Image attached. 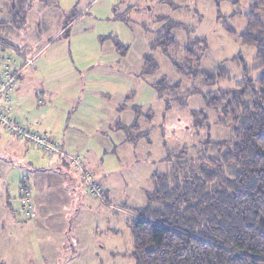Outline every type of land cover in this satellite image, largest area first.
Wrapping results in <instances>:
<instances>
[{
	"label": "rangeland",
	"instance_id": "rangeland-1",
	"mask_svg": "<svg viewBox=\"0 0 264 264\" xmlns=\"http://www.w3.org/2000/svg\"><path fill=\"white\" fill-rule=\"evenodd\" d=\"M255 1L0 0V55L14 52L5 44L29 58L40 51L39 75L55 90L59 109L47 134L63 137L66 154L85 160L107 192L104 203L96 200L78 172L51 166L34 189L29 169H21L28 160L24 151L34 148L5 136L25 150L2 154V172L8 162L28 179L35 213L63 206L87 215L80 212L70 224L57 225L56 217L31 224L35 220L23 215L19 197L23 182L15 178L6 194L0 188V264H135L128 221L153 191L152 175H170L176 162L195 161L205 140L233 139L218 117L224 93L245 75L254 80L260 74L255 47L239 39ZM43 100L44 106L51 102ZM56 176L79 183L61 197ZM71 189L78 192L77 203Z\"/></svg>",
	"mask_w": 264,
	"mask_h": 264
},
{
	"label": "trees",
	"instance_id": "trees-1",
	"mask_svg": "<svg viewBox=\"0 0 264 264\" xmlns=\"http://www.w3.org/2000/svg\"><path fill=\"white\" fill-rule=\"evenodd\" d=\"M260 13L264 14V0L250 6L246 28L239 35L242 44L255 47L260 74L254 80L245 75L222 96L225 105L218 119L231 128L233 139L205 140L195 161L176 162L170 175H152L153 191L144 207L130 211L128 221L135 264H264V23ZM225 30L235 35L226 26ZM55 143L60 153H40L69 159L87 195L104 203L107 192L83 162ZM92 185L98 195L91 192ZM20 192L24 210L32 204L31 194L25 184ZM33 213L25 216L23 211L28 219L35 217L34 209Z\"/></svg>",
	"mask_w": 264,
	"mask_h": 264
},
{
	"label": "crops",
	"instance_id": "crops-1",
	"mask_svg": "<svg viewBox=\"0 0 264 264\" xmlns=\"http://www.w3.org/2000/svg\"><path fill=\"white\" fill-rule=\"evenodd\" d=\"M3 47H4V50L6 51L13 48V49L18 50L21 53L19 48L12 44H5ZM38 53L40 54V51H38L34 56L30 58L26 54L23 53V55H25L26 58L32 59V65L28 66L26 69L23 70L21 77L18 79L19 81L17 83L16 90L13 93H11L14 119L17 120L18 122L20 121L27 122V125H24V126L30 129H33L35 131H38L39 133L45 134L49 140L60 143L63 147L64 152L68 153L67 151H69L70 149L69 144L67 145L65 140L63 142V137L60 138L59 134H54V133H52L51 136L47 134L48 126L51 125L53 122V116L55 114V111L59 109L56 106L55 108L57 110H55L54 108V104L56 102V101H53L55 90H53L51 84L47 81V79H43L39 75L40 74V68H39L40 64L38 62V58H39L37 56ZM17 62L21 63V61L19 60ZM44 97H49L51 99V102H49L46 106H44L45 105V102L43 100ZM64 107H66V104L64 105ZM5 136L8 137L6 133L4 132V130L0 129V159H2V154H4L6 151H8V155H12L16 151H19L22 153V151L25 150V149L23 150L22 146H19L17 144L11 145V143L5 140ZM52 136H56V138L55 137L51 138ZM17 142L20 144L23 143L22 141H17ZM28 146H26V148ZM28 148H34V147L29 146ZM32 151H35L37 154H40V151H38L36 148H34V150H28V149L25 150L24 151L26 153L25 158L26 159L28 158V160L23 164L21 169H24L25 167H26L25 169H29L27 174H30L28 178L32 182V187L34 189L35 187L37 188V184L40 183V179H39V177L41 176L40 174L46 173L47 168H49L50 166L53 167V169L51 170H56L57 172H62L63 168H69L72 173L75 172L74 171L75 169H72L73 168L72 165H69L67 161H64L61 157H58V156L47 158L42 155L43 156L42 161L36 162L35 157L31 155ZM33 160L35 162H32ZM86 163L87 162L84 160L83 161L84 168L86 167ZM2 169H3V164L0 163V185H4V187H0V188L2 189V192H4L5 194L7 193V190H8L7 186L9 182L14 180L15 178H18V179L21 178V182H23V184L25 181L26 183H28V179L24 178L22 175H20L17 172L18 169L15 168V164H11L8 162L4 163L3 172H2ZM85 169L90 173V171L87 168ZM48 170L50 171V169ZM76 176L79 177V174L77 173ZM56 181H57L56 184L58 188L60 187L59 190L57 188V193L59 194V196L64 197V196H67V193L70 187H74L75 180L69 176L67 177V179H64V178L62 179L56 176ZM75 182L77 184L79 183L78 180H76ZM29 190L31 194V201H33L31 189L29 188ZM71 190L73 191L71 192L72 198L75 199L77 203V199H79L78 192L76 189H71ZM32 204L34 205L35 202L33 201ZM80 212L81 211L78 209L68 210L65 207L61 206L59 210L48 212V213H45L44 215L40 213L39 214L35 213L36 214L35 217L31 219L35 221L34 223H31V224L37 225L39 223L37 220L42 217L43 218L44 217H47V218L56 217L57 219H61L59 221H56L57 225L59 224V222H61L62 225L66 223L70 224V221H69L70 218L76 217L78 214H81V213H82V216L87 215V213L85 212H81V213ZM51 223L54 224V222H51ZM2 225H4V223Z\"/></svg>",
	"mask_w": 264,
	"mask_h": 264
},
{
	"label": "built area",
	"instance_id": "built-area-1",
	"mask_svg": "<svg viewBox=\"0 0 264 264\" xmlns=\"http://www.w3.org/2000/svg\"><path fill=\"white\" fill-rule=\"evenodd\" d=\"M11 50V49H10ZM12 55H0V128L9 137L25 141L36 147L44 155L60 153L58 144L51 142L43 134L20 125L13 117L11 93L16 90L17 81L21 77L25 67L32 65V59H26L18 52H11ZM21 61L19 64L17 61ZM91 192L98 195V189L92 185ZM25 216H33V207L27 204L24 208Z\"/></svg>",
	"mask_w": 264,
	"mask_h": 264
}]
</instances>
